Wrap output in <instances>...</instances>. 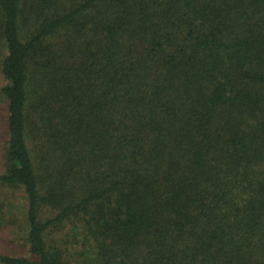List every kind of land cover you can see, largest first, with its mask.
<instances>
[{
    "label": "trees",
    "instance_id": "16d2710c",
    "mask_svg": "<svg viewBox=\"0 0 264 264\" xmlns=\"http://www.w3.org/2000/svg\"><path fill=\"white\" fill-rule=\"evenodd\" d=\"M0 75V264H264V0H0Z\"/></svg>",
    "mask_w": 264,
    "mask_h": 264
},
{
    "label": "rangeland",
    "instance_id": "374dc122",
    "mask_svg": "<svg viewBox=\"0 0 264 264\" xmlns=\"http://www.w3.org/2000/svg\"><path fill=\"white\" fill-rule=\"evenodd\" d=\"M5 84L3 77L0 75V92L1 88ZM1 94V93H0ZM7 117V102L5 99L0 95V137L5 135V122ZM0 160V166H1ZM10 193V192H9ZM15 196L13 198V206L11 208L12 212L16 216V219L22 224V229L19 225H13L9 230L0 233V239L3 240V237H7L9 233L16 231L24 232L23 226H25V213H26V206L24 202V195L22 192L17 191L13 193ZM5 234V235H4ZM24 236V234H23ZM8 248V247H7Z\"/></svg>",
    "mask_w": 264,
    "mask_h": 264
}]
</instances>
